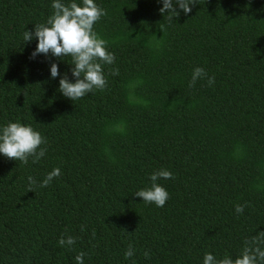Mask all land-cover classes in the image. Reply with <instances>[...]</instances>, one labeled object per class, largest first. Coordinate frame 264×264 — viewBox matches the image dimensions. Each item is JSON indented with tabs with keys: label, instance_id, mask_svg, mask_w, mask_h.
Masks as SVG:
<instances>
[{
	"label": "trees",
	"instance_id": "trees-1",
	"mask_svg": "<svg viewBox=\"0 0 264 264\" xmlns=\"http://www.w3.org/2000/svg\"><path fill=\"white\" fill-rule=\"evenodd\" d=\"M53 2L0 0V127L20 121L47 141L37 163L0 153V264H77L80 252L84 264L236 258L264 231V0H198L187 14L173 0L171 24L163 0H95L107 15L94 30L115 61L104 90L74 101L59 91L65 74L75 81L71 57L32 58L38 40H23ZM197 66L212 86L189 87ZM160 169L173 173L157 181L163 207L134 195ZM68 235L75 244L60 246Z\"/></svg>",
	"mask_w": 264,
	"mask_h": 264
},
{
	"label": "clouds",
	"instance_id": "clouds-1",
	"mask_svg": "<svg viewBox=\"0 0 264 264\" xmlns=\"http://www.w3.org/2000/svg\"><path fill=\"white\" fill-rule=\"evenodd\" d=\"M175 3L187 14L192 11L190 5L195 6L198 0H175ZM52 8L54 11L45 23L35 24L34 31L26 30L23 33L24 42H30L33 38L38 40L31 57L35 58L37 54L41 53L46 56L51 54L57 58L71 57L73 65L71 71L75 81H70L65 74L59 80V91L72 101L83 98L94 89L104 90L107 80L104 76L103 66L113 64L115 55L108 50V41L99 36L94 30V25L101 17L107 15L106 10L100 7L95 0H82V6L76 0H70L67 5L61 0H54ZM159 11L161 14H167L166 19L169 24L173 22L174 17L180 15L174 7L173 0H163V7ZM161 30L163 31V26ZM50 71L52 78L60 75L56 63H51ZM112 71L113 74H118V69ZM203 78H207L209 86L215 83L214 76L208 77L204 68L195 67L189 87H194L196 81ZM46 143L45 137L39 131L20 121H9L0 127V153L8 159L27 164L31 157L32 162L37 163L46 154L47 148L41 147ZM60 174V168H54L39 186L47 187ZM161 178L171 179L173 173L167 169L154 171L149 177L150 186L141 188L134 195L141 197L145 203L163 207L169 199V193L164 186L157 183ZM27 179L29 191H32V187L37 182L32 176ZM245 206L246 204H237L235 212L242 214ZM75 242L76 238L71 235L61 236L58 240V244L62 247L72 246ZM133 255L134 249L129 245L125 252V258H130ZM144 255L149 257L147 251ZM84 256V252L76 255L77 264H84ZM203 264H264V231L247 239L241 254L236 258L233 259L226 254L222 259H217L212 253L207 252L204 254Z\"/></svg>",
	"mask_w": 264,
	"mask_h": 264
}]
</instances>
